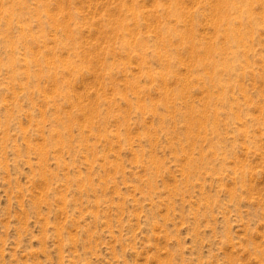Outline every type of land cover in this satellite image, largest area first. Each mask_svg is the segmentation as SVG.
Returning <instances> with one entry per match:
<instances>
[{
	"label": "rangeland",
	"instance_id": "rangeland-1",
	"mask_svg": "<svg viewBox=\"0 0 264 264\" xmlns=\"http://www.w3.org/2000/svg\"><path fill=\"white\" fill-rule=\"evenodd\" d=\"M0 264H264V0H0Z\"/></svg>",
	"mask_w": 264,
	"mask_h": 264
}]
</instances>
